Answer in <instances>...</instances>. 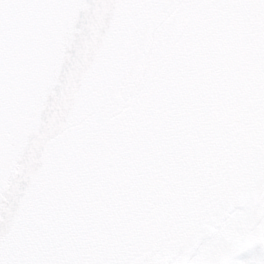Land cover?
<instances>
[{
    "label": "water",
    "instance_id": "95a60500",
    "mask_svg": "<svg viewBox=\"0 0 264 264\" xmlns=\"http://www.w3.org/2000/svg\"><path fill=\"white\" fill-rule=\"evenodd\" d=\"M263 205L264 0H0V264Z\"/></svg>",
    "mask_w": 264,
    "mask_h": 264
},
{
    "label": "rangeland",
    "instance_id": "374dc122",
    "mask_svg": "<svg viewBox=\"0 0 264 264\" xmlns=\"http://www.w3.org/2000/svg\"><path fill=\"white\" fill-rule=\"evenodd\" d=\"M233 218H236L238 222L236 229L241 232L240 241L238 244L231 243L232 245L225 246L222 238L226 236L229 230L228 222H231ZM201 223L209 225L187 251H176L170 258L160 259L161 261L156 264H264V205L254 212H224L172 231L147 245L145 249L142 248L124 258L125 261L117 263L131 264L140 256H151L154 262V254L160 255V248L179 242ZM164 237H169L167 241H164L165 243L162 242Z\"/></svg>",
    "mask_w": 264,
    "mask_h": 264
},
{
    "label": "bare ground",
    "instance_id": "6f19581e",
    "mask_svg": "<svg viewBox=\"0 0 264 264\" xmlns=\"http://www.w3.org/2000/svg\"><path fill=\"white\" fill-rule=\"evenodd\" d=\"M208 225L206 223H201L196 228H194L188 235H186L183 238H181V240L179 242H174L172 245H170L168 247H162V249L160 248V250H161L160 253H159L160 255H158L157 253H155L154 254L155 258L156 259L157 258L164 259L168 254H173L176 251H178V252L179 251H183L184 249H186V247L190 243H192L193 241H195L206 230V228H207ZM168 238L169 237H164L162 239V242L165 243L164 241H167ZM179 238H180V236H179ZM151 247H153V246H151ZM144 249H145V247H144ZM142 252H143V250H142ZM151 258H152L151 256L150 257L149 256L148 257L147 256H140L139 258H137L135 260L136 262L134 264H142L144 262L145 263H150L152 261Z\"/></svg>",
    "mask_w": 264,
    "mask_h": 264
},
{
    "label": "flooded vegetation",
    "instance_id": "af4514ba",
    "mask_svg": "<svg viewBox=\"0 0 264 264\" xmlns=\"http://www.w3.org/2000/svg\"><path fill=\"white\" fill-rule=\"evenodd\" d=\"M238 216H240V215H238ZM237 224H238V222H237L236 218H233L231 222H228L229 230L226 233V235L232 236L235 232L240 231V230L236 229ZM223 245H225V246L232 245L231 240L226 241L225 243H223Z\"/></svg>",
    "mask_w": 264,
    "mask_h": 264
}]
</instances>
